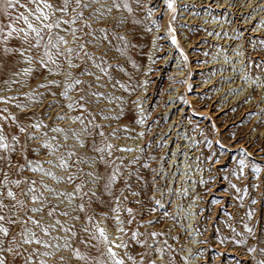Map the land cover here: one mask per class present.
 Listing matches in <instances>:
<instances>
[{
	"label": "rangeland",
	"instance_id": "1",
	"mask_svg": "<svg viewBox=\"0 0 264 264\" xmlns=\"http://www.w3.org/2000/svg\"><path fill=\"white\" fill-rule=\"evenodd\" d=\"M50 2L59 6L62 0ZM82 2L91 5L77 9L83 12L82 19L53 29L54 35H64L70 42L61 45V51L73 47L79 53L73 54L76 67L72 68L65 57L55 55V49L53 58L60 67L47 62L46 34L38 49L29 50L34 34L29 35L30 43L24 42L22 32L5 40L7 21L0 16L4 27L0 32V134L9 149H15H0V181L5 173L9 182L20 179L19 187L12 183L7 187L32 207L21 189L27 190L25 181L35 180L37 192H44L47 203L43 212L28 215L45 224L59 219L75 232L73 236L59 226L52 229V235L62 237L60 243L68 240L70 247L44 259L48 264H60V256L65 264H113L111 248L115 259L124 264H258L264 259L260 251L264 248V0H171V7L168 0H117L119 9L112 7L113 0ZM125 2L131 12L123 8ZM73 7L74 3L64 18L74 15ZM16 11L23 9L14 10L13 15ZM170 25L178 46L171 43ZM14 26L27 30L22 21ZM70 28L78 29L75 43L64 31ZM81 43L83 49L77 48ZM154 46L161 50L150 74L147 64ZM135 47L142 59L137 77L127 55ZM25 56L31 57V63ZM163 59L165 67L159 65ZM85 70L94 75L84 74ZM162 70L159 80L157 73ZM69 73V79L85 83L68 89ZM146 86L149 89L144 92ZM65 91L68 99L60 95ZM93 91L104 96L97 99ZM81 95L83 101L78 99ZM70 102H75L72 109L67 107ZM78 103H84L86 110ZM76 116L84 123L72 119ZM35 124L42 126L36 129ZM53 128L65 129L68 138ZM45 141L60 147L49 154ZM94 146L104 147V152L96 153ZM61 156L69 167L58 166ZM27 161L43 162V168L57 179L31 171ZM21 164L25 165L22 170ZM114 172L117 179L109 184ZM69 175L71 183L66 179ZM45 184L70 197L47 191ZM77 184L82 191L75 190ZM0 192L5 193L0 203L6 205L0 210L5 216L0 224L9 229L7 237L0 233V249H4L0 257L6 258V264H25L32 249H45L23 244L19 233L26 226L38 236L43 234L30 223H8L23 213L12 216L15 202L6 196L5 187L0 186ZM81 203L83 211L78 207ZM52 206H56L55 214L48 217ZM64 211L69 215H61ZM99 228L104 229L107 242ZM7 247L14 252H7ZM77 248L85 260L73 255ZM248 248L256 251L250 253ZM33 255L32 264H38L41 257Z\"/></svg>",
	"mask_w": 264,
	"mask_h": 264
},
{
	"label": "snow or ice",
	"instance_id": "2",
	"mask_svg": "<svg viewBox=\"0 0 264 264\" xmlns=\"http://www.w3.org/2000/svg\"><path fill=\"white\" fill-rule=\"evenodd\" d=\"M96 0H93V3H95ZM74 3L75 7L71 8V11L74 13V15L71 18H64L69 10H70V5ZM169 7L172 6L171 0H168ZM29 5H33L34 7H29ZM90 4L83 3L82 0H62V3L59 4V6L54 5L50 0H27L26 3H22L21 0H0V16L3 17L4 21H7L6 27L8 29L7 31V36L4 37L5 40H7L8 37L12 36L14 33L19 35L21 32L23 33V39L25 43H30L29 41V35L34 34L33 38L35 40V43L30 44V49L31 48H40L42 42L44 41V35H47V41L46 43L43 44L44 48V57L47 58V62H50L52 65H54L57 69L60 67L59 64L57 63V60L53 58V52L52 49H55V55L57 57H65V59L68 62V65L70 68L76 67L72 63V58L73 54L79 55V53L74 49L73 47H66L61 51V45H68L70 42L65 38L64 35H60L59 33H56L55 35L53 34V29H59L61 27V24L64 25H74L78 19L83 18V12L82 11H77V9H83V8H88L90 7ZM123 8H125L128 12L132 11V8L129 6L127 2L123 3ZM112 7L119 9L121 7L120 3H117V0H113ZM16 9H23V11H16L15 15H13V11ZM99 11V9H94V12ZM108 11H111V8L108 9ZM59 12L61 13V16L57 17L55 16V13ZM32 17L33 20L36 22V24L33 23V20H30L29 17ZM19 21H22L26 26L27 30L23 28H17L14 25L18 23ZM38 25V26H37ZM88 27H91V25H87ZM43 30V34H42ZM4 31V27L0 26V32ZM65 32L71 35L72 37V43H75L79 38L77 36V31L78 29L76 28H70V29H64ZM101 32H104V29H100ZM120 39H123V37H119ZM104 39H107V36L104 37ZM173 42L175 43V38H173ZM84 45L78 44L77 48L83 49ZM5 51H13V49H8L5 48ZM21 55H23V52H21ZM87 55V53H85ZM25 59L28 61V63H31V57L25 56ZM89 59H93V57H89ZM40 63L43 66H47L46 62L44 59H41ZM97 68L100 69L102 73L106 74V69L101 67L100 64L95 65ZM25 72H28L29 69L25 68ZM86 75H94V73L87 72L85 70ZM71 77V73L66 76V80L68 81L66 87L68 89H72L74 85H81L85 83L84 81L80 79H69ZM96 80L99 81L100 77L96 76ZM50 83H58L57 81H51ZM44 86V85H42ZM92 85L89 84V88H91ZM61 96H63L65 99H68V94L67 91L61 92ZM92 96L96 97L99 99L100 97L104 96V93L99 92V91H93L91 93ZM80 101H83L85 97L81 95L78 98ZM73 103L75 102H70L67 104V107L69 109L73 108ZM77 107L80 109L86 110V105L84 103H78ZM63 119L64 117H59ZM15 119V117H13ZM72 119L79 121L80 123H84V120L80 116L73 117ZM41 124H35L34 127L36 129L41 128ZM97 128L101 127L100 125H96ZM87 128V126H86ZM21 132H25L26 129L23 127H20ZM52 131L54 132H65V129L63 128H53ZM101 136L104 135L103 132L99 133ZM73 136H76L77 139H79V136L75 133V131L72 132ZM29 139H32L33 137L29 135ZM68 138V134L65 132V139ZM53 139H56L53 137ZM6 137L2 134H0V149H5V150H11L15 151V149H9V145L5 142ZM12 140L16 141L17 137L12 136ZM81 146L83 147V141L80 142ZM46 149L50 150L49 154L51 153V150L55 148H59L60 145H53L51 143H48L47 141L44 142L43 145ZM108 149L112 148L111 144L106 145ZM93 150L96 153H103L104 152V147H93ZM74 153H69V155H73ZM108 155H111V151L108 152ZM58 166L60 168H67L69 167L68 163L64 160V158L58 157ZM99 159L102 161L104 159L103 155L99 157ZM43 162L37 161L35 164L33 161H27V166L30 168L31 171L33 172H43L45 175L52 177L53 179H57L55 175L43 168L42 166ZM48 164H52V160L47 161ZM240 164L243 166L244 161L241 160ZM147 165H145L146 167ZM20 169H24L25 165L21 164ZM257 172H259V169H255ZM89 176H92L94 180L96 179L95 174L92 172L88 173ZM67 181L69 183L72 182L73 177L72 176H67L66 177ZM117 179V176L115 172L109 176V184L115 182ZM28 184L27 190L25 191L24 189H21V194L25 196L27 199H29L32 202V207H28L25 203L24 199H17L16 193L9 187H7V184L12 183L15 184L16 186H20L22 181L20 179H16L13 181H8V176L5 173L4 175V180L0 181V186L5 187L6 190V196L10 198L12 201L15 203L12 204V209H15V211L11 212L12 216H16L17 212H22V216H18L17 220H12L8 219V223L10 224H15L19 220L22 224L27 225V224H32L35 228L39 229L40 232L43 234V237L38 236L35 231L30 232L29 229L25 226L23 230L19 233L21 237V241L23 244H36L43 246L45 251L41 252L39 248H34L32 249L31 253L26 257L25 259V264H32L34 260V255L36 254L40 256L41 258L38 261V264H48V260L44 259V257H54L55 256V250H58L60 248H69L70 245L68 243V240H64L63 243H60L61 239H63L60 236H53L52 235V229L56 228L57 226L60 227V229L64 232H71V234L74 236L75 232L72 230L71 227H66L64 224L61 223L59 219H56L54 223L52 224H45L42 223L40 219H37L34 215H28L29 212L35 214V213H40L45 210V204L47 203V197H45L44 192L40 191L37 192L36 189V181L31 180V181H25ZM43 183V182H41ZM47 191L54 193L55 195L58 196H63V197H70V194L66 192H57L55 189L48 188V186L45 184L43 185ZM108 185H105V188L107 189ZM76 191H82V185L77 184L76 185ZM239 191V189H238ZM5 193L0 192V195H4ZM92 195L95 196V192H92ZM118 200L119 197H116ZM40 201L39 206H35L36 202ZM255 203V201H253ZM6 207V205L0 203V210H3ZM79 210L83 211L85 205L83 203L78 205ZM116 211L117 209H113ZM56 211V206L49 207L46 215L48 217H53ZM128 213L131 214L132 209H127ZM63 216H68L69 213L67 211H64L61 213ZM251 215V214H249ZM79 217H73V219H78ZM90 219V218H89ZM117 219H119L117 217ZM5 216L0 215V221H4ZM131 222V221H129ZM247 228V226H245ZM99 231V234L101 237L104 238L105 242H107V236L105 235L104 229L99 228L97 229ZM87 231V229H86ZM247 231L249 233L252 232L251 228H247ZM0 233H2L5 237L8 236L9 229L4 227L2 224H0ZM155 235V233H153ZM136 233H133V237L135 238ZM16 240V236L14 235L12 237V241ZM3 243V242H0ZM237 243H243V241H237ZM16 247L19 248L21 247V244L17 243ZM4 249H0V252H3ZM7 252L12 253L14 252L13 247H7L6 249ZM27 251V249L25 250ZM255 248H248V252L252 253L255 252ZM261 252H264V248L260 249ZM110 257L113 259V264H124L123 260L120 259H115L116 253L112 251L111 248L108 249ZM73 255L78 258L79 260H85L86 257L78 250L74 249L73 250ZM60 264H65V260L63 256H60L59 258ZM0 264H6V258L0 257ZM55 264V261H54ZM154 264V262H152ZM258 264H264V259H261L258 261Z\"/></svg>",
	"mask_w": 264,
	"mask_h": 264
},
{
	"label": "bare ground",
	"instance_id": "3",
	"mask_svg": "<svg viewBox=\"0 0 264 264\" xmlns=\"http://www.w3.org/2000/svg\"><path fill=\"white\" fill-rule=\"evenodd\" d=\"M134 15V14H133ZM142 20H143V18H142ZM157 28H159V27H157ZM170 29L172 30V34H171V43L172 44H174V45H179V41H178V36H177V34H176V32L174 31V29H173V27H172V25H170ZM142 31V30H141ZM143 32V31H142ZM163 31H161V33H162ZM173 38H175V43L173 42ZM138 47H135L134 49H133V51H131V50H128V52H127V55H128V61H129V63L132 65V67H133V70H134V76L135 77H137L138 76V74H139V72H140V70L142 69V59H140V58H138L137 57V55H136V53H137V51H138V49H137ZM160 50H161V48H159V47H153L152 49H151V52H150V55H151V57L149 58L150 59V61L148 62V64H147V70H148V73H152L153 71H152V66H153V64H154V58H155V56L160 52ZM163 51H168V50H163ZM160 54V53H159ZM167 64V62H165V60L163 59V60H161L160 61V63H159V65L160 66H164L165 67V65ZM160 72V71H159ZM157 73V75L158 76H160L159 77V80H161L162 79V72H163V70L160 72V73ZM149 88L146 86V89L144 90V92H146L147 90H148ZM144 96V95H143ZM171 101V100H170ZM125 151H127V150H125ZM126 156H127V154H125ZM105 227H107V226H105ZM78 249V248H77ZM154 260H156V261H161V258H155ZM154 262V261H153Z\"/></svg>",
	"mask_w": 264,
	"mask_h": 264
}]
</instances>
